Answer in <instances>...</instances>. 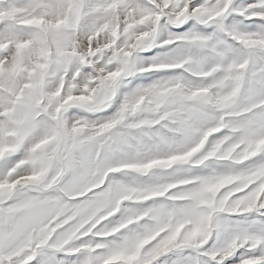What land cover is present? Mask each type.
I'll return each mask as SVG.
<instances>
[{
  "label": "snow or ice",
  "instance_id": "1",
  "mask_svg": "<svg viewBox=\"0 0 264 264\" xmlns=\"http://www.w3.org/2000/svg\"><path fill=\"white\" fill-rule=\"evenodd\" d=\"M0 264H264V0H0Z\"/></svg>",
  "mask_w": 264,
  "mask_h": 264
}]
</instances>
